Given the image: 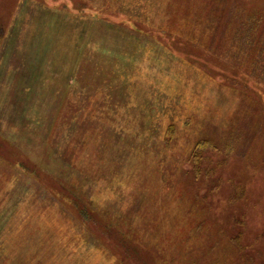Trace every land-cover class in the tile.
I'll return each instance as SVG.
<instances>
[{"label": "rangeland", "instance_id": "obj_1", "mask_svg": "<svg viewBox=\"0 0 264 264\" xmlns=\"http://www.w3.org/2000/svg\"><path fill=\"white\" fill-rule=\"evenodd\" d=\"M253 15L264 0H0V264H230L231 215L257 249L264 85L237 84L234 36ZM205 140L215 188L186 177Z\"/></svg>", "mask_w": 264, "mask_h": 264}, {"label": "trees", "instance_id": "obj_2", "mask_svg": "<svg viewBox=\"0 0 264 264\" xmlns=\"http://www.w3.org/2000/svg\"><path fill=\"white\" fill-rule=\"evenodd\" d=\"M262 22V17L253 15L246 28L244 27L241 29L242 26L240 25L235 29V38H238L241 43L247 45V51H249V55H244L248 62L246 64L248 68V77L246 78L248 79V83L245 82V79L239 83H237V81L235 82L242 88H249L250 84L253 87L258 86L254 83H258L259 85L263 83L264 85V72L262 71L264 69V42L261 39V35L264 33V22ZM2 37L3 29L0 27V42ZM257 71H259V73H257ZM260 73H262V75L258 76ZM232 132L233 131H231V133ZM239 134L240 132H238V135ZM211 148L212 145L207 140L199 141L194 145L189 157L187 158V165H189V168L188 170L186 169V177L190 178L195 183L199 181L201 177H206L207 179L210 178L212 182L210 181L211 183L209 185H211L212 188H215L220 186L221 177L217 175V168L213 166V162L209 163V158L204 156V151ZM225 158L226 157H224V159ZM234 187L233 196L239 197V192L244 194L245 190L243 189V186L234 184ZM228 221V223L232 226V234L230 233L229 241L237 251L234 252L231 248L233 260L230 264H264V234L257 235L256 238V241L261 245L259 244L260 246H258L257 249H249L248 243L245 241V238L247 239V237L244 238V221L237 215H231Z\"/></svg>", "mask_w": 264, "mask_h": 264}]
</instances>
